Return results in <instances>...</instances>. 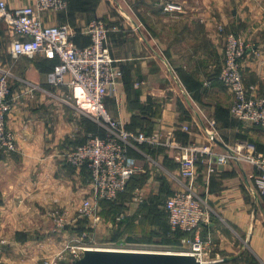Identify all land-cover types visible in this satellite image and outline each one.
<instances>
[{
    "label": "crops",
    "instance_id": "0c3cea01",
    "mask_svg": "<svg viewBox=\"0 0 264 264\" xmlns=\"http://www.w3.org/2000/svg\"><path fill=\"white\" fill-rule=\"evenodd\" d=\"M5 1L11 8L34 3ZM169 3L181 11L166 12ZM41 17L47 25H69L76 47L91 43L85 31L92 20L103 19L111 29V54L123 70L115 92L105 98L112 117L128 130L161 133L215 152L198 154V173L191 181L181 176L175 148L147 143L132 148L136 172L127 207L134 212L161 197L165 209L167 198L191 184L210 206L200 231L214 242L207 264H244L236 260L247 253L264 263V196L255 184L257 170L243 159L222 163L218 158L243 142L264 155V126L232 115L233 95L219 80L227 34L235 33L248 46L244 84L264 95V0H68L65 10ZM12 38L11 28L0 20V76H9L8 128L18 146L15 153L0 154V263L38 264L74 238L71 231L52 233L48 212L65 208L78 217L94 194L90 171L73 167L69 153L90 134L105 137L106 131L75 106L68 87L50 83L55 61L42 55L13 57ZM210 119L217 122L214 142L205 131ZM77 222L79 233L84 219Z\"/></svg>",
    "mask_w": 264,
    "mask_h": 264
},
{
    "label": "built area",
    "instance_id": "2783aa9c",
    "mask_svg": "<svg viewBox=\"0 0 264 264\" xmlns=\"http://www.w3.org/2000/svg\"><path fill=\"white\" fill-rule=\"evenodd\" d=\"M34 3L11 8L5 0H0V20L13 31L10 52L13 57H35L42 55L56 60L49 81L56 87H68L75 106L92 116L106 131L105 137L90 134L88 141L75 147L68 155L70 164L75 168L86 167L91 174L94 187L93 197L85 200L80 213L93 216L101 200H116L124 192L127 183L135 174L136 168L130 151L141 144L153 147L175 148L180 163L182 178L194 180L198 173L197 157L203 153L214 155L212 148L197 145L185 146L172 136L161 133L148 134L143 131H131L108 111L105 98L115 92L123 77V70L113 58L108 41L110 26L103 19L92 20L85 33L91 43L85 47H76L72 43L73 34L67 24L47 25L42 13L62 11L68 6V0H33ZM182 7L169 3L164 6L166 12H178ZM248 46L235 34L226 37L224 65L219 80L233 95L232 115L240 122L264 126V95L253 94L244 84L242 61ZM11 85L7 73L0 76V150L12 148L14 135L6 129L7 115L11 111ZM210 126V128H209ZM216 120H208L205 131L212 142L216 141ZM244 149L247 151L244 152ZM219 162L228 160H246L257 170L256 186L264 196V155L256 152V145L243 142L241 148L235 147L227 153L218 154ZM171 231L181 230L189 233L181 239L179 247L158 246L157 249H142L138 244L119 245L107 249L141 252H168L194 254L200 264H207V258L214 245L211 236L202 238L200 231L210 218V206L206 198L199 195L193 186L177 191L165 203ZM59 214V213H56ZM54 214V218L63 225L64 212ZM122 213L118 219H123ZM64 217V218H63ZM88 248H104L85 245L72 250L73 260L80 258ZM218 261V260H217ZM216 261V262H217ZM43 264H57L44 261Z\"/></svg>",
    "mask_w": 264,
    "mask_h": 264
},
{
    "label": "rangeland",
    "instance_id": "374dc122",
    "mask_svg": "<svg viewBox=\"0 0 264 264\" xmlns=\"http://www.w3.org/2000/svg\"><path fill=\"white\" fill-rule=\"evenodd\" d=\"M228 34L232 33L230 32ZM235 35L237 36V34ZM9 114L7 115L6 119V129L14 135V133L8 128ZM17 147V141L14 135L13 147L3 148L2 150H0V154L15 153L17 151ZM91 197H93V195ZM89 198H86V200H89ZM101 201L98 203L97 207V211L102 207L100 214L95 212L93 216H82L80 213V209L78 217L72 216L71 213H69L65 208H54L50 212H48V214L52 218L53 223L52 233L58 235L65 230L71 231L73 232L74 238H70L71 240L68 239L69 242L66 243V246L62 252L51 257L42 258L38 262V264H43L44 261L57 262V264L71 263L73 260V256L71 255L72 250H77V248L84 246V244L104 248L117 247L121 244L128 245L129 242L127 241V238L129 236H132L135 240H137L135 242H130V244H138L139 246L137 247H140L142 249L152 248L159 250L160 247L158 248V246L165 245L164 243H162V236H155V233L159 232V228L153 229L152 225L150 224L151 220L149 218V212L145 211L143 209V206H139L134 210V212H132L131 207H127V209H125L126 213H123L125 215L124 218L118 219L122 213L120 210L121 206L118 205V203H116L114 206L105 204L102 206ZM62 212L65 213L63 214L65 218L63 217V225L60 226L59 221L54 218V214L59 213L56 214L58 216ZM79 217L81 218V220L84 219V229L82 230V232L78 233L75 225H77L78 219L80 220ZM81 224H83V222ZM149 240H155V242L151 243L149 242ZM236 261H238L239 263L244 262V264H264L255 255L250 253H247L245 257L237 259ZM209 262L210 261L207 258V263ZM0 264H2V262Z\"/></svg>",
    "mask_w": 264,
    "mask_h": 264
},
{
    "label": "water",
    "instance_id": "95a60500",
    "mask_svg": "<svg viewBox=\"0 0 264 264\" xmlns=\"http://www.w3.org/2000/svg\"><path fill=\"white\" fill-rule=\"evenodd\" d=\"M194 254L88 248L71 264H200Z\"/></svg>",
    "mask_w": 264,
    "mask_h": 264
},
{
    "label": "trees",
    "instance_id": "16d2710c",
    "mask_svg": "<svg viewBox=\"0 0 264 264\" xmlns=\"http://www.w3.org/2000/svg\"><path fill=\"white\" fill-rule=\"evenodd\" d=\"M52 61H55V65L57 64L56 60H52ZM130 180L127 183V186H126V189L124 190V192L120 193L116 200H113V201L102 200L101 201L102 206L104 204L114 206L116 203H118V205L121 206L120 207L121 212L126 213V210H125V209H127L126 203L129 202L130 200H132V197H133V194H132L133 188L131 187ZM160 198L161 197L156 198L150 204H142L143 209L145 211L149 212V218L151 220L150 224L152 225L153 229L159 228V232L155 233V236H162L163 237L162 243L165 244L164 246L179 247L181 245V239L184 237H188L189 233L183 232L181 230L174 231V232L171 231V226L169 224L168 215H167L166 211L164 210V208H161V202H160L161 199ZM166 200H165V202H166ZM152 238H153V236H152ZM127 241L130 243V242H135L137 240H135L134 237L129 236L127 238ZM149 242L153 243V242H155V240H149Z\"/></svg>",
    "mask_w": 264,
    "mask_h": 264
}]
</instances>
